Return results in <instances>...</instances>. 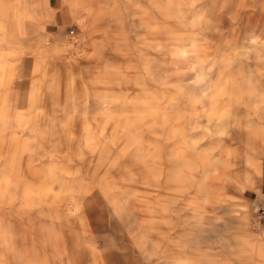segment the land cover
<instances>
[{
    "label": "rangeland",
    "instance_id": "rangeland-1",
    "mask_svg": "<svg viewBox=\"0 0 264 264\" xmlns=\"http://www.w3.org/2000/svg\"><path fill=\"white\" fill-rule=\"evenodd\" d=\"M264 0H0V264H264Z\"/></svg>",
    "mask_w": 264,
    "mask_h": 264
},
{
    "label": "built area",
    "instance_id": "built-area-1",
    "mask_svg": "<svg viewBox=\"0 0 264 264\" xmlns=\"http://www.w3.org/2000/svg\"><path fill=\"white\" fill-rule=\"evenodd\" d=\"M257 213H258V217H259L260 219H263V220H264V207L259 208V209L257 210Z\"/></svg>",
    "mask_w": 264,
    "mask_h": 264
}]
</instances>
